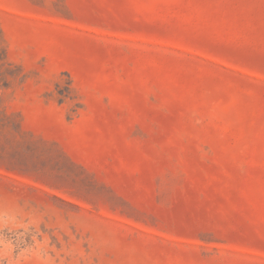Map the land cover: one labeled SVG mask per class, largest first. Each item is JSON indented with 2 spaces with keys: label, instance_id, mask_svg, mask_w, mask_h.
Listing matches in <instances>:
<instances>
[{
  "label": "rangeland",
  "instance_id": "1",
  "mask_svg": "<svg viewBox=\"0 0 264 264\" xmlns=\"http://www.w3.org/2000/svg\"><path fill=\"white\" fill-rule=\"evenodd\" d=\"M0 264H264V0H0Z\"/></svg>",
  "mask_w": 264,
  "mask_h": 264
}]
</instances>
